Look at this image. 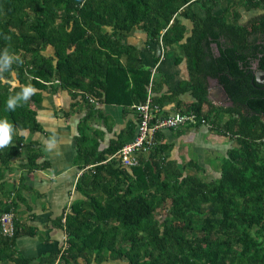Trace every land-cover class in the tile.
<instances>
[{
	"label": "trees",
	"instance_id": "trees-1",
	"mask_svg": "<svg viewBox=\"0 0 264 264\" xmlns=\"http://www.w3.org/2000/svg\"><path fill=\"white\" fill-rule=\"evenodd\" d=\"M224 1L220 9V0H0V50L22 58L13 65L19 83L29 76L36 88L27 102L8 110V85L0 76V118L17 129L12 143L0 148V180L22 148L26 163L20 185L41 167L37 143L26 144L22 134L43 131L31 108L43 92H68L73 106L81 101L87 109L75 147L80 175L74 189L80 197L52 221L65 246L38 259L22 255L18 238L34 237L36 230L13 217L12 235L0 232V264H264V91L244 82L245 64L240 65L258 57L259 46L247 45L246 39L264 34V0ZM231 2L246 12H263L239 23V14L229 18ZM133 30L144 32L146 44L164 52L179 45L176 62L185 60L188 80L169 96L151 100L161 114L169 101L182 113H194L196 123L186 128L210 125L229 137L218 179L205 182L184 174L168 155L157 157L168 148L160 143L163 132L137 166L121 168L115 159L103 163L134 137L137 117L104 148L84 131L98 113L89 98L122 107L124 114L147 99L151 70L140 65L139 50L121 38ZM211 44L220 57L209 53ZM249 46L254 56L243 55ZM48 48L53 52L45 55ZM208 78L224 89L232 106L216 107L207 100ZM186 93L189 102L174 101ZM220 113L227 117L222 124ZM188 165L198 167L192 161ZM4 185L0 197L10 204L2 209L0 199V212L15 215L19 204L30 209L21 188L9 191Z\"/></svg>",
	"mask_w": 264,
	"mask_h": 264
},
{
	"label": "crops",
	"instance_id": "crops-1",
	"mask_svg": "<svg viewBox=\"0 0 264 264\" xmlns=\"http://www.w3.org/2000/svg\"><path fill=\"white\" fill-rule=\"evenodd\" d=\"M121 38L126 44L133 45L139 50L142 67L150 70L154 66L159 48L151 43L146 44L144 32L133 30L129 34L121 35ZM177 57L179 56H175L173 50H167L163 62L157 67L160 77H156L157 82L152 85L153 96H169L171 92L175 91L179 82L188 80L185 60L177 63ZM206 98L214 106L223 107L224 102L217 104L214 101V98L218 99L217 96L210 97L207 94ZM177 100L187 103L191 97L186 93L178 95L174 101ZM71 101L65 91L52 92L47 89L42 93V100L39 103H31V108L36 111V119L43 131L23 132L22 134L26 144L37 143L35 149L40 154L37 163L41 165L38 169L25 175L24 188L21 187L30 209L19 204L18 212L23 213V217L17 218V220L25 222L36 230L34 237L22 236L16 242V249L26 257L38 259L37 257L55 251L61 246L63 233L53 227L52 221L60 215L64 207L80 197V194L74 189L75 182L80 175L75 147L78 127L87 109L84 104L79 103L70 108ZM174 104L173 101L165 103L162 106V111L165 113L174 112ZM97 110L98 113H94L91 120H104L105 124H102L103 126L100 124L99 130H94L92 133L86 128L89 124L85 123L84 131L86 134H93L95 139L100 142L101 148H104L111 140L116 139L122 130H125L127 122L132 119L129 120L131 114H124L122 107L99 105ZM169 132L171 131H163L165 138L169 136ZM50 143L51 147H49ZM20 156L16 158L20 159ZM13 162H16L14 158L5 171L8 172L5 173V189L9 191H16L19 188L16 183L18 180L21 182L24 172L22 170L23 163L18 170V178L16 170L12 168ZM24 162L26 163V158ZM10 178L13 180L10 181ZM14 186L17 188L13 189ZM57 263L59 262L56 261L55 264Z\"/></svg>",
	"mask_w": 264,
	"mask_h": 264
},
{
	"label": "rangeland",
	"instance_id": "rangeland-1",
	"mask_svg": "<svg viewBox=\"0 0 264 264\" xmlns=\"http://www.w3.org/2000/svg\"><path fill=\"white\" fill-rule=\"evenodd\" d=\"M232 1H237V0H232ZM220 2L222 3V6L220 7L221 9L223 8L225 1L220 0ZM228 7H229V10H228L229 18H232V16L239 14L238 16L239 23L245 22L250 17L256 14H259L262 11L260 9L256 11L246 12V11H243L241 8H238V5H233L232 2H231V5H229ZM171 50L175 52V56L180 57L181 51H180L179 45L173 46ZM52 52H53L52 49L48 48L44 54L50 55L52 54ZM166 53L167 51H165V56H166ZM155 76L157 78L160 77L158 72L156 73ZM26 82L27 83L30 82L29 76H26L25 84ZM66 93L68 94L70 100H72L70 103V108H72L73 107L72 104L74 103L75 100L71 98L68 92ZM77 100H79V98ZM79 104H82V102L80 101ZM99 105L101 104H98V103L97 105L95 104V108H97V106L99 107ZM174 105H175L173 108L174 111H180L179 109L176 108V103ZM180 109L181 110L184 109V104H180ZM130 114L131 116L129 120L131 119L135 120L137 117L135 109L131 111ZM219 118L221 119L220 122L222 124L226 120L227 117L226 115H223L220 113ZM86 123L89 124L86 127L87 130H89V132L91 131L92 133L94 132V130H99L98 127L100 126V124L101 126H103L102 124H105L104 120L103 121L102 120H99V121L91 120V118H89L86 121ZM209 126L210 125L208 126L207 125H196V126H191L189 128L182 126L180 128H177L176 130H171V132H169V136L167 138L164 137V139L160 141V143L166 144L168 148L164 150L162 153H158L157 157H161L162 155H168L169 160L174 161L177 167L181 169V171L184 174L197 177L205 182L218 179L219 173L222 167V156H225L226 150L231 147V140L229 139L228 136H223V135L218 134L214 129L210 128ZM79 133H80V130H78V134ZM21 150H22V155L20 156V159L14 158L16 162H13L12 164V168L16 170L17 175H18V170H20V165L23 163L25 164L24 159L26 158V155L24 153V148H22ZM191 161L197 164L198 167L188 165V162H191ZM5 173H8V172H5ZM18 178H19V175H18ZM6 179H7V176H6ZM3 180H0V183L2 184L5 183V174H4ZM9 180L11 181L13 180V178H10ZM18 182L19 180L16 183L17 186L19 188L21 187L24 188L23 186H20ZM15 188L17 187L14 186L13 189ZM1 201L4 204L2 209L6 208V206L10 204L9 198H5V197L1 198ZM2 212H0V214ZM166 213L167 212L165 209L164 211H161L159 214H161L163 217ZM13 216L15 218H22L23 213L17 212V214L15 213V215L13 214ZM194 235H197V233L190 234V237H194ZM64 238L65 237L63 234V236L61 237V241L64 242ZM63 246H65V243L62 244V247ZM104 264H118V263L117 262L116 263L106 262Z\"/></svg>",
	"mask_w": 264,
	"mask_h": 264
},
{
	"label": "built area",
	"instance_id": "built-area-1",
	"mask_svg": "<svg viewBox=\"0 0 264 264\" xmlns=\"http://www.w3.org/2000/svg\"><path fill=\"white\" fill-rule=\"evenodd\" d=\"M165 52L160 46V52L156 56L154 67L151 69L150 83L147 87V99L144 104L134 106L137 115L136 132L132 139L126 141L122 147L112 156H109L103 163L117 160L119 166L125 169H131L139 164L141 157H146L157 144L156 134L166 130H176L182 126L194 125L196 123V115L192 112L182 113L174 111L172 113H160V109L153 104L152 85L153 77L159 64L163 62ZM89 102L97 103L89 98ZM13 214L11 212H3L0 214V232L3 235H12L13 232Z\"/></svg>",
	"mask_w": 264,
	"mask_h": 264
},
{
	"label": "clouds",
	"instance_id": "clouds-1",
	"mask_svg": "<svg viewBox=\"0 0 264 264\" xmlns=\"http://www.w3.org/2000/svg\"><path fill=\"white\" fill-rule=\"evenodd\" d=\"M20 63H22V58L15 52L8 49L0 50V76L3 77V83L8 85L9 95L5 100V107L8 110H15L18 105L27 102L36 92V88L31 83H19L13 65ZM5 73L7 76H4ZM16 132L17 129L11 121L6 117L0 118V148L10 145ZM51 146L50 143L49 147Z\"/></svg>",
	"mask_w": 264,
	"mask_h": 264
},
{
	"label": "flooded vegetation",
	"instance_id": "flooded-vegetation-1",
	"mask_svg": "<svg viewBox=\"0 0 264 264\" xmlns=\"http://www.w3.org/2000/svg\"><path fill=\"white\" fill-rule=\"evenodd\" d=\"M262 12H263V9H262L261 13ZM246 40H247V45H249L252 41H254L253 43L258 45L259 48L255 54L258 57L252 58V60H250L249 63H247V61H246V62H242L240 64V65L245 64V66H243L244 72H245L244 76H243V77H245L244 82H248L249 85L255 90L264 91V67H263V64H264V58H263V56H264V54H263V51H264V34L258 33V34L250 35L247 37ZM210 49H209V53H212L213 56H215V57L221 56L220 53L218 52L215 44H211ZM252 51H254V49H252V47L249 46L248 48L243 49L242 53L244 56H254V53ZM249 59L250 58L248 57V60ZM257 74H259L260 76H258ZM206 82H207V85H209L207 87L208 96L216 97L217 96L216 81L211 79V78H208L206 80ZM259 83H261V84H259ZM222 105H223V108H227L229 106H232V102H231L230 98L227 101H225ZM262 116L263 115H260V118Z\"/></svg>",
	"mask_w": 264,
	"mask_h": 264
},
{
	"label": "water",
	"instance_id": "water-1",
	"mask_svg": "<svg viewBox=\"0 0 264 264\" xmlns=\"http://www.w3.org/2000/svg\"><path fill=\"white\" fill-rule=\"evenodd\" d=\"M258 76H260L259 74H257ZM261 84V83H259ZM217 98H214V101L217 104H221L225 101H227L229 99L228 95L226 94V92L224 91V89L221 86H218L217 88ZM261 120L264 122V116L261 117Z\"/></svg>",
	"mask_w": 264,
	"mask_h": 264
}]
</instances>
